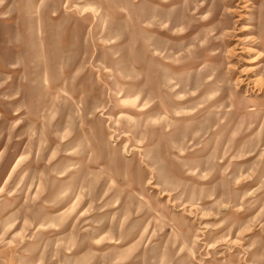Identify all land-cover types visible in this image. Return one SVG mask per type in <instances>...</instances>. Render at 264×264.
Here are the masks:
<instances>
[{
  "label": "rangeland",
  "instance_id": "374dc122",
  "mask_svg": "<svg viewBox=\"0 0 264 264\" xmlns=\"http://www.w3.org/2000/svg\"><path fill=\"white\" fill-rule=\"evenodd\" d=\"M0 264H264V0H0Z\"/></svg>",
  "mask_w": 264,
  "mask_h": 264
},
{
  "label": "bare ground",
  "instance_id": "6f19581e",
  "mask_svg": "<svg viewBox=\"0 0 264 264\" xmlns=\"http://www.w3.org/2000/svg\"><path fill=\"white\" fill-rule=\"evenodd\" d=\"M246 28H248V27L246 26Z\"/></svg>",
  "mask_w": 264,
  "mask_h": 264
}]
</instances>
